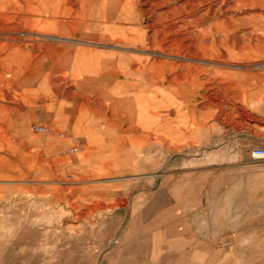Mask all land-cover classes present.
<instances>
[{
    "label": "rangeland",
    "instance_id": "374dc122",
    "mask_svg": "<svg viewBox=\"0 0 264 264\" xmlns=\"http://www.w3.org/2000/svg\"><path fill=\"white\" fill-rule=\"evenodd\" d=\"M83 47L135 94L96 143ZM259 148L264 0H0V264H264Z\"/></svg>",
    "mask_w": 264,
    "mask_h": 264
},
{
    "label": "crops",
    "instance_id": "0c3cea01",
    "mask_svg": "<svg viewBox=\"0 0 264 264\" xmlns=\"http://www.w3.org/2000/svg\"><path fill=\"white\" fill-rule=\"evenodd\" d=\"M73 43L75 42L64 41V44L67 45ZM61 53L65 56L71 54L63 49ZM109 57L111 54L103 49L83 47L76 50L75 59L77 58V62L84 67V77L78 83L67 85L65 91L69 95L66 103L71 107H67L66 110L69 113L66 116L72 122L65 127L72 133L88 137L92 143L96 140L95 136L121 134L123 130L131 128L134 124L130 110L131 96L135 94L132 89H129L130 82L127 84L128 80H124L123 77L114 78L113 75L117 73L108 71L107 60ZM120 59L122 56L116 61ZM126 87L128 89H125ZM73 96L78 99L75 100ZM72 99L74 102L69 101ZM157 100L160 105L158 95ZM161 103H163V99H161ZM155 118L163 130V112L157 113ZM106 142L108 146L110 140L108 139Z\"/></svg>",
    "mask_w": 264,
    "mask_h": 264
},
{
    "label": "built area",
    "instance_id": "2783aa9c",
    "mask_svg": "<svg viewBox=\"0 0 264 264\" xmlns=\"http://www.w3.org/2000/svg\"><path fill=\"white\" fill-rule=\"evenodd\" d=\"M37 130L38 133H45L47 132V129L43 126L37 127L35 128ZM65 135H62L61 138H64ZM73 153H77V150L74 149L72 151ZM253 159L254 160H264V148H259L257 150H255V152L253 153Z\"/></svg>",
    "mask_w": 264,
    "mask_h": 264
},
{
    "label": "bare ground",
    "instance_id": "6f19581e",
    "mask_svg": "<svg viewBox=\"0 0 264 264\" xmlns=\"http://www.w3.org/2000/svg\"><path fill=\"white\" fill-rule=\"evenodd\" d=\"M16 40H17V39H16ZM26 80H27V79H26ZM28 81H29V80H28ZM219 90H220V89H219ZM219 90H218V91H219ZM11 98H12V97H11ZM212 100H215V99H214V97L212 98ZM226 102H227V101H226ZM195 105H196V104H195ZM19 107H20V106H19ZM245 115H246V114H245ZM258 123H259V122H258ZM237 128H238V129H239V131H240V130H241V128H242V126L240 125V126H238Z\"/></svg>",
    "mask_w": 264,
    "mask_h": 264
}]
</instances>
